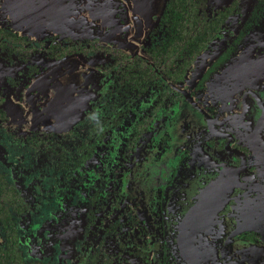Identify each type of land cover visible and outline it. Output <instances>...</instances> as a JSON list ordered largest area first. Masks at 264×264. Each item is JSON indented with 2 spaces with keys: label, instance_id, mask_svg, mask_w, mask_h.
<instances>
[{
  "label": "flooded vegetation",
  "instance_id": "af4514ba",
  "mask_svg": "<svg viewBox=\"0 0 264 264\" xmlns=\"http://www.w3.org/2000/svg\"><path fill=\"white\" fill-rule=\"evenodd\" d=\"M149 11L0 0V264H247L244 241L264 246V0ZM241 56L235 119L212 82Z\"/></svg>",
  "mask_w": 264,
  "mask_h": 264
},
{
  "label": "water",
  "instance_id": "95a60500",
  "mask_svg": "<svg viewBox=\"0 0 264 264\" xmlns=\"http://www.w3.org/2000/svg\"><path fill=\"white\" fill-rule=\"evenodd\" d=\"M150 1L153 11H149L145 13H152V15H160L165 0H150ZM253 78L255 80H259L261 76L260 77L254 76ZM245 83L246 84L252 83V77L250 75L245 76V56L244 57L241 56L239 59L235 60L233 63L229 64L227 67L222 69L219 73L215 75L213 79L212 86L214 88L212 89L216 93V95L223 101L224 107L227 106V104L230 105L229 103L230 96L233 98L234 101H236L237 99L239 100L240 98V102H238V104L236 105L233 104V106L231 105L233 110V114L231 115V118L236 119L237 117H245ZM238 127L241 129V132L244 134L243 139L245 141V121L244 124L239 123ZM193 219L194 217H186L182 221L185 224L192 222ZM193 230L195 231V229ZM184 235L185 234L183 233L181 237L183 238ZM190 236L191 235H188V238ZM243 244L245 246V254H248V259L245 260V261L248 260L247 264H264L263 245L254 243L249 240H245Z\"/></svg>",
  "mask_w": 264,
  "mask_h": 264
},
{
  "label": "rangeland",
  "instance_id": "374dc122",
  "mask_svg": "<svg viewBox=\"0 0 264 264\" xmlns=\"http://www.w3.org/2000/svg\"><path fill=\"white\" fill-rule=\"evenodd\" d=\"M252 85V84H251ZM231 97V96H230ZM236 97V96H235Z\"/></svg>",
  "mask_w": 264,
  "mask_h": 264
}]
</instances>
